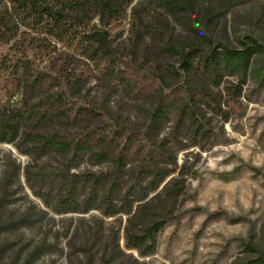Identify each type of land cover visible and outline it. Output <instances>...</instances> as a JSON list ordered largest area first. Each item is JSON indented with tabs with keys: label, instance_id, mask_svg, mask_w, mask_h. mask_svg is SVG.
Instances as JSON below:
<instances>
[{
	"label": "rangeland",
	"instance_id": "rangeland-1",
	"mask_svg": "<svg viewBox=\"0 0 264 264\" xmlns=\"http://www.w3.org/2000/svg\"><path fill=\"white\" fill-rule=\"evenodd\" d=\"M149 1L134 0L133 5L146 7ZM176 1L175 6L150 8L141 37L130 10L110 29L114 47L149 73L141 81L150 85L147 93L131 96L119 78L85 75L76 84V100L88 108L86 114L71 123L64 118L39 122L26 115L15 137L0 142V264H245L264 254V86L249 77L238 92L236 76L226 75L215 86L195 75L190 79L222 102L213 108L200 104L197 121L181 119L169 107L157 124L152 122L156 94L174 83L173 71L179 68L168 46L181 49L211 41L239 47L251 40L260 47L253 66L264 62V0ZM6 7L11 11L10 1L0 4V13ZM90 16L88 27L98 23L93 11ZM23 52L33 68L52 75L66 56V71L86 70L85 60L70 45L21 25L16 34L0 40V116L22 107L18 92L9 99V73ZM63 87L62 82L58 90ZM87 124L139 130L147 145L167 153L169 159L158 163L167 177L144 201L133 203L132 212L138 202L146 206L129 224L137 233L156 217L168 218L155 235L152 254L126 246L122 230L129 215L117 202L120 212L104 215L103 186L96 185L95 200L84 206L92 178H75L77 210L58 211V201L69 194L68 174L104 176L111 165L97 163L89 154L72 163L71 152L56 153L35 136L76 137ZM144 162L136 158L125 169L138 170ZM149 182L145 178L141 186Z\"/></svg>",
	"mask_w": 264,
	"mask_h": 264
},
{
	"label": "trees",
	"instance_id": "trees-1",
	"mask_svg": "<svg viewBox=\"0 0 264 264\" xmlns=\"http://www.w3.org/2000/svg\"><path fill=\"white\" fill-rule=\"evenodd\" d=\"M6 1H10L12 7L11 11L6 7L5 11L0 13V40H6L16 34L21 25H31L34 29L38 28L39 32L54 34L60 41L70 45L78 52L79 57L85 60L83 66L86 70H78L77 73L72 69L66 71L65 61L70 59L66 56L58 62L61 68L57 69V74L52 75L44 68H33L27 54L23 52L24 58L12 63L9 73V84L13 87L9 89V99L18 92L22 107L11 109L8 114L0 116V142H7L15 137L18 126L26 115L36 117L39 122H56L64 118L71 123L86 114L88 108L77 101L79 89L76 84L86 80L87 75L119 78L131 96L138 97L147 93L150 85H143L141 81L147 80L149 73L114 47L110 29L123 20L130 10L131 23L141 37L146 32L148 12L152 6L162 4L169 7L175 6L177 2L150 0L149 5L139 8L134 7V0H0V4ZM92 11L98 23L88 27ZM238 46L214 44L211 41L194 43L181 49L168 46L167 48L176 55L179 68L173 71L176 79L174 83L164 92L156 94V107L152 112L153 124L159 122L169 107L178 110L181 119L188 117L197 121L200 104L213 108L222 102L220 97L209 94L203 85L190 79L195 75L205 78L215 86L220 85L226 75L236 76L238 92L249 77L255 80L257 86H264V62L254 67L252 61L260 47L251 40L241 41ZM70 81L75 85L71 86ZM62 82L65 87L58 90ZM71 98L76 102L70 103ZM82 129L76 137L60 134L35 136L42 141V146L56 153L71 152L72 163L89 154L97 163L105 161L111 165V170L104 176L68 174L69 177L66 178L71 179L69 194L58 201V211L77 210L74 205L80 195L76 192L75 178H92V190L83 201L84 206L87 207L95 200L96 191L99 190L96 185L103 186L100 190L103 192L100 204L105 207L104 215L113 216L120 212L115 209L116 202L120 210L129 215L122 230L126 246L138 250L141 255L152 254L155 235L167 223L168 218L156 217L137 233L130 231L129 224L146 206L145 202H138L132 212L133 203L144 201L148 192L157 190L159 183L167 177L168 173H163L158 168L159 162L169 159L167 153H164L160 146L151 143L147 145L140 131L136 129L118 127L110 130L91 124ZM140 157L145 159L142 167L138 170L125 169L130 161ZM145 178H150V182L146 187H142L141 181ZM123 185H127L126 188ZM166 187L167 183L162 189ZM123 189L125 191L122 194ZM88 208L83 209L84 213ZM149 214L150 210L147 209V215ZM116 257L121 258L119 255ZM245 264H264V254L247 260Z\"/></svg>",
	"mask_w": 264,
	"mask_h": 264
}]
</instances>
